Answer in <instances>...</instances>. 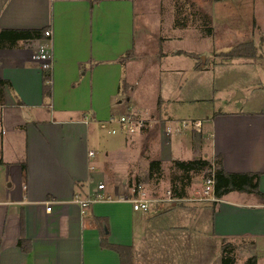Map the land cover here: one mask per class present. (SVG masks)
<instances>
[{
  "label": "crops",
  "instance_id": "crops-1",
  "mask_svg": "<svg viewBox=\"0 0 264 264\" xmlns=\"http://www.w3.org/2000/svg\"><path fill=\"white\" fill-rule=\"evenodd\" d=\"M148 1L143 0L140 29L135 0H0V30L51 29L47 40L54 64L51 95L45 97L43 69L32 58L43 40L0 49V79L8 80L0 103L11 98V109L2 112L6 133L0 135V264H124L117 249L103 246L104 232L109 244L131 248L133 264L207 263L205 253L210 259L214 247L221 264L222 240L238 238L247 241L237 246L238 259L255 254L260 264L264 201L255 193L232 191L208 200L192 180L187 196L180 199L169 196V190H157L152 197L146 192L126 194L127 176L146 174L149 162L162 161V156L148 160L149 154L137 149L158 130L127 137L125 147L119 139L104 141L108 133L100 124L115 117L121 104L125 112L120 115L134 110L151 114L148 117L163 116L166 124L200 119L196 144L185 133L165 141L157 135L160 145L164 141L171 149V159L178 158L174 147L187 143L192 158L214 162L220 156L227 172H258L264 193V103L200 109L191 117L169 110L177 100L203 98L195 96L202 92L200 81L184 87L186 72L197 79L208 66L195 58L199 52L183 47L184 40H193L200 32L184 9H176L179 0H157L156 10ZM210 11L216 33L211 7ZM184 14L186 25H176V16ZM151 37L159 49H151L146 41ZM143 54L150 58L139 65ZM212 60L224 66L250 62L249 57ZM157 65L170 75L162 84L163 89L167 86L165 97H160V105L167 104L169 112L155 103L145 113L144 100L134 94L138 72ZM211 86L215 88L214 83ZM124 149L137 155L122 171ZM144 159L147 167L138 169L137 162ZM110 173L116 184L107 185L104 196L82 212L76 196H91L99 183L106 185ZM145 197L153 200L151 207L135 209L134 200ZM199 254L202 259H197Z\"/></svg>",
  "mask_w": 264,
  "mask_h": 264
},
{
  "label": "rangeland",
  "instance_id": "rangeland-1",
  "mask_svg": "<svg viewBox=\"0 0 264 264\" xmlns=\"http://www.w3.org/2000/svg\"><path fill=\"white\" fill-rule=\"evenodd\" d=\"M215 1L219 2L211 4ZM135 4L136 10H138L140 14L137 27L141 29L144 19V17L141 16L143 0H135ZM146 4H148L150 7H153V9L155 10L157 8V5H159L157 3V0L148 1L146 2ZM175 7L178 10H180L181 8L184 9L190 15L191 23L199 26L198 29L200 35L198 34L197 37H193V40H184L183 47L199 52L200 55H196L195 58L198 59L199 63H202V66L207 63L208 69L203 70L200 73L201 76L197 79L191 75H188V73L185 71L187 79L185 80L184 87L193 84L194 81H200L201 84H203V89L201 93L197 92L195 96L201 95L203 96V98L191 101L186 96L187 100L183 101L182 103L177 100L175 102L177 104H174V106L170 107L169 110H173V113L177 116L179 115L184 117H191L190 115H193L195 112H201L200 109L208 112L213 109V107L218 108L219 106H222L225 109H229L230 107L236 105H243L247 107V105H253L256 102L264 103V0H179V2L176 1ZM210 7L213 9V24L216 25V30L218 31H216V33L214 32L213 35L208 36L205 34L206 28L203 25V22L205 14L209 15V17L211 18ZM176 15H179V13H176ZM180 18H182V16ZM194 31H196V29H194ZM143 34L144 32H141V35ZM146 41H148L149 44L152 45L151 49L157 50L161 47L160 44H156V40L154 37H151ZM246 42H251L253 46L256 47L257 56L254 58L249 57L250 62H247L245 66L244 64L238 62H231L229 66H224L223 64H213L215 63L212 60L216 56L215 51H227L234 45H238L241 43L245 44ZM145 57H149V54H143L140 57L138 61L139 65L143 63L142 61L143 59H146ZM217 59L219 61L222 60L221 57H217ZM186 60L191 61L189 58H186ZM138 76L139 83L135 87L134 94L144 100V109L148 107L147 109L150 110L152 109L153 104L156 103L158 105L157 108L161 107L163 112L165 110L169 112V110L167 109L169 108L167 104H164L163 106L160 105V100L162 99L160 97H165L167 86L165 89H163L162 84H165L167 82V78L170 75H168L164 69L161 70L160 66L157 65L152 66L149 72L144 70L142 72L139 71ZM213 83L215 84V88L211 86ZM161 85L163 91L160 93ZM211 87L212 92L210 91ZM238 93L242 95L238 97ZM158 98L160 99L158 100ZM125 99L124 103L126 101ZM7 100L8 103H6L3 107L4 114L8 110V108L11 107V98L9 96H7ZM116 109L117 110L115 112V117L117 120L121 116L120 114L125 112L124 104L119 105L118 107H116ZM148 110H146L145 113H148ZM20 111H23V114L26 115V110L20 109ZM144 116H151V114L148 113ZM162 117H158V115L154 116L155 119H158V123L156 124V126L153 129H147L143 132L149 133L148 131L150 130L158 131H151L152 138L148 141L142 140V144L137 148L141 150L143 155H146V153L149 154L148 160H150L151 157L155 155H158L160 157L162 156L161 176L157 177V174L155 175V177L151 178L149 176V172L144 175H140L142 173H137V175L135 176H133L132 174L128 175L125 180L127 182L126 194L128 195L135 194L137 192H146V194H150L152 197L156 195L155 193L157 190L159 192H166L169 190L168 194L169 196H171V189L176 188L179 189V191L183 189L182 185H184L185 183L181 182L182 171L180 169L178 170L176 166H174L173 160L171 159V149L164 142L167 137H170L171 135L176 133L169 134L166 131V121H164ZM113 125H116V123H113ZM160 131H162V133ZM184 133L189 134L186 135V138L192 139L193 141L191 140V143L196 142V137L198 136V134L193 135L192 131L189 129H185L183 132H178L176 135L184 136ZM138 134L139 133L125 135L111 134L110 132H108V134L104 135L103 139L107 143L112 142V139H119L123 143H121L122 147H125L126 138ZM160 134H162V139H164V141H162V145H160L161 141L158 142L157 140V135L159 136ZM121 144L118 146L120 147ZM186 144L187 143L183 142V144H179L178 146L174 147V155L178 156L177 159H194L192 158V150H189ZM122 151L125 155V161H123V159H120L123 171L124 166L128 162V160H133L137 154L134 151L132 152L130 150L124 149ZM117 153L120 158L121 152ZM145 163V159L142 164L140 162H137L138 169H142L144 166L147 167ZM131 166L134 167L135 165L131 164ZM107 170L109 172L110 167L109 169L107 167ZM209 174V169L192 173L191 185L192 180H194V188H198L203 193L206 185L205 180L209 176ZM113 180V174L110 173V175H108L106 179V185H108V187H112L114 184H116V182ZM191 185L187 186L186 194H188ZM236 240L237 241H234L236 245L239 244V242H242L239 245H243V243L247 242L244 238H238ZM217 251L218 250H215L214 247L210 259H208V254L210 253L206 252L204 257H206L207 263L202 264H217L219 254ZM235 251L236 257L238 259L239 255L237 249ZM258 251L261 257L260 264H264V247L259 248ZM199 256L200 254L197 255V259H202ZM243 258L244 256L240 255V258L238 259L236 264H244L247 259L244 260ZM133 259L134 254H132V264ZM242 259L244 260V262L242 261Z\"/></svg>",
  "mask_w": 264,
  "mask_h": 264
},
{
  "label": "trees",
  "instance_id": "trees-1",
  "mask_svg": "<svg viewBox=\"0 0 264 264\" xmlns=\"http://www.w3.org/2000/svg\"><path fill=\"white\" fill-rule=\"evenodd\" d=\"M181 14V13H180ZM186 16L182 15V18L176 16V25H186ZM211 18L209 15L205 14L203 25L205 26V34L211 36L214 32V27L210 24ZM46 28H36V29H7L2 28L0 30V49L2 48H13L19 45L20 41L25 40H33L36 38L42 39L45 41L47 37L45 36ZM256 47L250 43H241L238 45H234L229 48L227 51H219L216 52L217 57H221L222 60L229 61V59L236 57H256ZM51 72L43 70V93L45 97H49L51 95L52 82H51ZM7 79H0V101H3V95L5 91V85L7 84ZM173 164L176 168L182 171L181 182L185 183L182 185L183 189L179 191V189H171V195L174 198L180 199L186 197V188L191 185L192 173L197 171H203L209 169L214 173L215 179V190L214 195L217 198H220L232 191H241L247 193H255L259 198L264 201V193L260 190V174L258 172H249V173H241V172H227L222 165V159L220 156H217L214 162L209 161L204 157H196L194 159H173ZM162 161L159 159H153L150 161L149 166V176L157 177L161 176L162 172ZM186 181V182H185ZM103 236L102 244L105 247H113L122 254L123 263L124 264H132V254L131 248L124 247L121 245H113L109 244L107 237ZM239 244H235L234 241H226L223 240L222 243V256H221V264H236V249ZM244 264H258V256L251 255Z\"/></svg>",
  "mask_w": 264,
  "mask_h": 264
},
{
  "label": "built area",
  "instance_id": "built-area-1",
  "mask_svg": "<svg viewBox=\"0 0 264 264\" xmlns=\"http://www.w3.org/2000/svg\"><path fill=\"white\" fill-rule=\"evenodd\" d=\"M45 36L50 38L52 36L51 29H47L45 31ZM42 41L37 47V50L33 54V59L38 61L41 68L45 71H51L53 68V53L52 49L49 46L48 40ZM4 103H0V135H4L6 133V128L3 126V118L2 112ZM116 123V125H113ZM158 123V119L154 117L144 116L140 112H136L134 110L126 112L125 114L121 115L117 120L116 117H112L108 119V121H103L100 124V127L111 134H134V133H142L144 130L154 128ZM166 131L171 133H178L183 132L185 129H189L192 131L193 135H196L197 132L201 131L202 121L200 119H183L179 120L177 123H167ZM93 154V151L91 152ZM206 185L203 191L204 196L208 200H215L216 196L214 195L215 190V179L213 171H210L209 176L205 180ZM107 185L104 183L98 184V189L93 192L91 196L88 197H80L76 196V201L81 204L82 212H86L87 208L92 204L93 201L97 199H101L104 195V191L106 190ZM111 196H107L110 199ZM123 199V198H122ZM126 199V198H124ZM134 208L135 209H142L147 210L151 207L153 202L152 199L145 197V199H135ZM48 210H51V207H48Z\"/></svg>",
  "mask_w": 264,
  "mask_h": 264
},
{
  "label": "water",
  "instance_id": "water-1",
  "mask_svg": "<svg viewBox=\"0 0 264 264\" xmlns=\"http://www.w3.org/2000/svg\"><path fill=\"white\" fill-rule=\"evenodd\" d=\"M239 95H238V97H240L242 94H240V93H238Z\"/></svg>",
  "mask_w": 264,
  "mask_h": 264
}]
</instances>
